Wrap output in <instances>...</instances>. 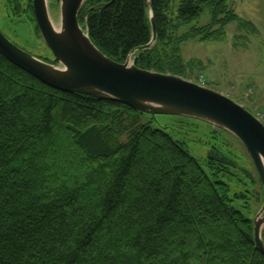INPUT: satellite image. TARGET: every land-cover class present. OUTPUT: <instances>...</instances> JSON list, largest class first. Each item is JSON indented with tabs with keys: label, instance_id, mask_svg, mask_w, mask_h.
<instances>
[{
	"label": "trees",
	"instance_id": "16d2710c",
	"mask_svg": "<svg viewBox=\"0 0 264 264\" xmlns=\"http://www.w3.org/2000/svg\"><path fill=\"white\" fill-rule=\"evenodd\" d=\"M111 1L87 0L79 21L124 62L152 25L146 0ZM230 1L151 0L157 40L136 66L188 78L184 42L255 29ZM4 2L41 36L32 0ZM155 116L53 88L0 52V264H264L245 210L264 195L256 170L218 147L202 162ZM235 172L250 193L236 194L241 207Z\"/></svg>",
	"mask_w": 264,
	"mask_h": 264
},
{
	"label": "water",
	"instance_id": "95a60500",
	"mask_svg": "<svg viewBox=\"0 0 264 264\" xmlns=\"http://www.w3.org/2000/svg\"><path fill=\"white\" fill-rule=\"evenodd\" d=\"M32 1L36 22L56 63L24 50L0 29V52L11 62L66 92L118 100L153 115L192 117L229 131L249 152L264 188V122L254 111L216 89L181 75L136 66V52L152 48L157 40L151 0H146L152 25L151 41L132 50L125 62L102 52L80 23L79 12L87 0H56L60 8L56 25L50 17L49 0ZM254 229L256 242L264 254V203L254 218Z\"/></svg>",
	"mask_w": 264,
	"mask_h": 264
},
{
	"label": "rangeland",
	"instance_id": "374dc122",
	"mask_svg": "<svg viewBox=\"0 0 264 264\" xmlns=\"http://www.w3.org/2000/svg\"><path fill=\"white\" fill-rule=\"evenodd\" d=\"M52 18L59 19L60 8L56 0H49ZM231 5L239 15L255 28L241 29L237 22L226 27L222 40H188L182 44L181 51L188 62V78L203 82L255 112H260L264 120V0H231ZM208 21L203 16L199 23ZM0 29L18 46L29 53L54 59L55 56L42 36L35 31V24L29 19L12 20L8 17L4 0H0ZM149 120V119H148ZM175 115H157L154 125L174 127V135L185 141L188 150L202 162L213 147L228 150L237 158L241 166L255 169L253 160L242 142L229 131L223 130L206 121L191 118L184 127L178 126ZM257 173V172H256ZM235 178L229 181L234 203L243 206L245 198L237 197L246 191L242 175L235 172ZM261 190V188L258 186ZM264 189V188H263ZM246 206L249 216L255 218L261 202L254 201Z\"/></svg>",
	"mask_w": 264,
	"mask_h": 264
},
{
	"label": "bare ground",
	"instance_id": "6f19581e",
	"mask_svg": "<svg viewBox=\"0 0 264 264\" xmlns=\"http://www.w3.org/2000/svg\"><path fill=\"white\" fill-rule=\"evenodd\" d=\"M33 3V2H32ZM33 9H34V7H33ZM50 17L52 18V16H51V12H50ZM34 18H35V13H34ZM35 21H36V19H35ZM52 21L54 22V24L56 25V24H58L59 23V19L57 20V19H55L54 20V18H52ZM36 24H37V22H36ZM37 26H38V24H37ZM39 28V27H38ZM40 30V29H39ZM40 33H41V31H40ZM41 36H42V34H41ZM42 38H43V36H42ZM44 39V38H43ZM25 50V49H24ZM129 55V54H128ZM5 56V55H4ZM36 56V55H35ZM55 56V55H54ZM108 56V55H107ZM37 57H39V56H37ZM40 58H42L43 60H45L44 59V57H40ZM111 58V57H110ZM113 59V58H112ZM127 59V58H126ZM46 61H49V62H52V63H56V59L54 58V59H50L49 58V60H46ZM125 62V61H124ZM13 63V62H12ZM16 65V64H15ZM19 67V66H18ZM24 70V69H23ZM29 73V72H28ZM164 73V72H163ZM31 74V73H30ZM34 76V75H33ZM35 77V76H34ZM37 78V77H36ZM38 79V78H37ZM40 80V79H39ZM41 81V80H40ZM41 82H43V81H41ZM44 83V82H43ZM46 84V83H45ZM48 85V84H47ZM50 86V85H49ZM52 87V86H51ZM54 88V87H53ZM57 89V88H56ZM60 90V89H59ZM63 91V90H62ZM79 93V92H78ZM84 94V93H83ZM87 95H89V94H87ZM91 96H93V95H91ZM94 97H96V96H94ZM97 98H99V97H97ZM101 99H103V98H101ZM192 118V117H191ZM261 119H262V117H260ZM263 120V119H262ZM217 127V126H216ZM224 130V129H223ZM254 163V162H253ZM255 166V165H254ZM255 170H256V167H255ZM256 172H257V170H256ZM257 175H258V173H257ZM259 177V176H258ZM260 179V178H259ZM261 182V181H260ZM261 186H262V184H261ZM263 187V186H262ZM263 203H264V201H263ZM263 205V204H262ZM262 207V206H261ZM258 213V212H257ZM264 230V229H263ZM254 234H255V229H254ZM262 237H263V231H262ZM264 240V239H263ZM255 241H256V239H255ZM256 244H257V242H256ZM257 246H258V244H257ZM258 248H259V246H258ZM260 249V248H259ZM261 251V250H260ZM263 254V253H262ZM264 255V254H263Z\"/></svg>",
	"mask_w": 264,
	"mask_h": 264
},
{
	"label": "built area",
	"instance_id": "2783aa9c",
	"mask_svg": "<svg viewBox=\"0 0 264 264\" xmlns=\"http://www.w3.org/2000/svg\"><path fill=\"white\" fill-rule=\"evenodd\" d=\"M258 115H259V117H262L263 118V115L260 112H258Z\"/></svg>",
	"mask_w": 264,
	"mask_h": 264
},
{
	"label": "flooded vegetation",
	"instance_id": "af4514ba",
	"mask_svg": "<svg viewBox=\"0 0 264 264\" xmlns=\"http://www.w3.org/2000/svg\"><path fill=\"white\" fill-rule=\"evenodd\" d=\"M33 2V1H32Z\"/></svg>",
	"mask_w": 264,
	"mask_h": 264
}]
</instances>
